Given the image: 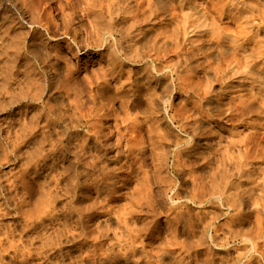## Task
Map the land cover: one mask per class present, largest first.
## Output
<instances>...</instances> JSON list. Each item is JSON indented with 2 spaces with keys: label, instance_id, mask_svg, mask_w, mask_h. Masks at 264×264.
<instances>
[{
  "label": "rangeland",
  "instance_id": "1",
  "mask_svg": "<svg viewBox=\"0 0 264 264\" xmlns=\"http://www.w3.org/2000/svg\"><path fill=\"white\" fill-rule=\"evenodd\" d=\"M13 1L19 7L16 10L7 5L3 6V0H0V11L6 16V21L9 20L7 26H0V56H3L0 58V264H206V260L219 259L222 255L220 251L237 254L245 250V246H242L244 241L239 237H231L229 245L217 247L212 242L207 243L199 233L195 237L181 234V225L175 220L177 211L173 208L178 201L173 200L172 195L178 188H187L188 193L189 187V193L196 196L198 203L182 200L185 206L183 211L195 218L208 217L217 226L218 240L223 238L225 241L229 230L234 233L239 230V223L233 219L234 211L227 208V204L223 205L222 199L216 196H223L227 203L229 199L233 201L237 193L242 194L250 185L232 189L222 187L220 192L210 193L213 182L201 176L197 164L194 166L189 163L190 166L186 168L194 171V176L187 177L188 180H177L173 177L175 150L168 168L163 164L164 161L159 162L161 155L158 151V123L151 125L152 122L143 119L142 115H139L138 124L136 121L132 123V120L123 122L126 113L120 99L115 102L114 111L111 113L103 107L97 91L98 82L104 79L102 76L106 75L116 89L122 87L123 83H134L136 76H140L137 72L149 66L145 61L122 63L118 68L121 74H111L109 51L104 49L105 46L97 44V26L91 21L95 15L89 14L90 9L86 7L103 10L107 14L113 0ZM191 1L195 4L204 1V6L200 8L212 7L222 13L226 12L224 9H228L233 0ZM212 3H216L215 7ZM246 4L264 10V0H246ZM30 5L34 6L32 11L28 10ZM149 8L147 0L142 3L141 0H133L130 9L123 15L128 19L121 20L127 26L133 20L139 19L145 28H152L155 34L162 33L159 35V43L168 46L167 55L163 58L164 61L167 59L164 65L168 62L175 64L179 60L178 53L182 54L189 47L183 46L185 36H181L179 40L181 50L176 49L172 40L166 38L167 34L173 32L172 21L165 20V15L155 19L153 16L148 17ZM182 8L179 3L175 4L176 13H181ZM145 17L148 18L145 20ZM222 22L231 23V19L226 18ZM21 31L25 34L24 37ZM137 33L138 30H135L134 34ZM195 38L197 39L187 35L186 43L191 39L194 41ZM8 44L14 47L12 50L9 46L10 50L6 49V52ZM5 62L8 67L14 63L15 68L4 67ZM205 64L207 63L202 65ZM192 65L196 68L198 62ZM195 68L191 72H182L181 85L183 88H194L195 91L200 86L206 90V76L202 67ZM215 84L217 83L212 85V91L215 92L210 97L207 96L208 98L212 95L213 99V94L219 92L222 86ZM238 90L242 91V88L234 89ZM190 93L192 92L185 93V96L188 97ZM199 95V98L191 96L189 100L185 99L178 104V112L181 110L186 112L185 115L202 117L205 126L210 129H207L204 140L213 145L218 140H223L222 144L225 145L231 140H241L243 144L249 139L250 142L243 145L241 151L243 154L249 153L248 160H253L255 171L259 172V176L254 172L253 182L250 184L255 186L253 183L257 182L256 184L263 187L264 126L261 123L264 120L257 117L256 112L238 106L239 99L233 105L235 113L237 112L235 117H226L224 120L214 114L212 118L205 115L203 117L200 109H208L211 99L203 98L204 91H200ZM104 113L109 116L101 118ZM261 115L264 116V112ZM51 121L55 123L50 126ZM127 123L131 127L138 125L140 130L133 131L134 134L129 133L131 137H127L124 127ZM253 123L260 125L251 130L250 125ZM165 125H162L164 129ZM176 128L174 126L173 135L169 134L170 140L178 134L184 137ZM128 138L133 141L130 142L131 145ZM251 138H254L253 141ZM135 141L141 146L133 145ZM131 146H135L132 153L128 151ZM234 154H237V150H234ZM108 167H111L110 171ZM111 169L116 170V173L120 172L112 174ZM83 177L89 185L84 184ZM168 178L175 181L176 186L172 189L168 188L172 184ZM145 192L147 193L144 194ZM148 193H152V198L156 199V208L155 203L154 206L149 203ZM52 196L56 201L51 199ZM141 196L147 198L143 200ZM253 214L246 218L243 229L252 230V234L257 235V221L263 225L264 220L262 214L255 213L256 216L258 214L257 217ZM260 215L262 216L259 217ZM197 239L202 240V246H199ZM182 240H186V247L181 244ZM259 241L262 242L263 239ZM169 249L171 251H167ZM251 253L254 251L251 250ZM254 255L257 258L260 256L258 252ZM251 264L257 263L253 261Z\"/></svg>",
  "mask_w": 264,
  "mask_h": 264
},
{
  "label": "bare ground",
  "instance_id": "2",
  "mask_svg": "<svg viewBox=\"0 0 264 264\" xmlns=\"http://www.w3.org/2000/svg\"><path fill=\"white\" fill-rule=\"evenodd\" d=\"M132 1L133 0H113L112 4H110L109 6L107 14H105L103 10H100V11L92 10L90 7H86V9L88 10L90 9L89 14L93 13L95 15V17L91 21L95 24V26H97L95 27L97 34L99 36L97 44L101 47L105 46L104 49L105 50L107 49V51H109L108 59L109 61H111V63H109L112 66L110 70L111 74H117L119 76L121 74V70H118V68L121 66L122 63H125V64L129 62L130 63L132 62L140 63L143 61L149 63V66L147 69L143 68L142 71L137 72V74H140V76H136L134 83H123L122 87H118L116 89L113 87V85L111 84V80H109V78H107L106 75L102 76V78L104 77V79H101L98 82L97 91H98V96L102 100L103 107H106L108 111L111 113L112 111H114L115 102L120 99L122 100V103L124 104L123 108H125V113H126L125 116L123 117L124 119L123 122L132 120V123L134 121H136L137 123L138 118L140 117L139 115H142L143 119L148 120L149 123L152 122L151 125L158 123V126L156 128L158 129L157 133L159 134L158 136V142H159L158 149L159 150L158 151L160 152L159 155H161V161H159L160 157L158 158V161L159 162L164 161L163 164L165 163L166 167L168 168L169 167L168 165L170 163L169 162L170 158H172L171 156L173 155L172 152H174L175 150L174 155H173L176 157L175 166H174L175 175H173V177L175 176L177 180L178 179L186 180L187 177L194 176L193 175L195 174L194 171H192L190 168H189L190 170H187L186 168V166H190L188 165L189 163V164H193L194 166L197 164L198 165L197 168H199L201 171V174H202L201 176L213 182L209 189L210 193L214 192L216 194L217 192H220L219 190L222 187H224L225 189L226 188L232 189L236 187L240 188L245 185L251 186L250 183L253 182L252 177L255 174L254 172H256L255 171L256 167H254L253 160H250V159L248 160L249 153L247 152L248 154L247 153L243 154L241 151L242 146L247 145L250 142L249 139H247L248 141L246 140L247 142L245 141L243 144L241 143L243 141L238 139L239 142L236 140H231V142L225 145L222 144L223 140H218L216 141V145H213L207 140L206 141L204 140V138L206 137L205 133L210 129L205 126V122L203 121V118L193 117L191 114H188V113H187L188 115H185L186 112L183 113L181 112V110L180 112H178L179 109H177L176 106L178 104H181V102H183V100L185 99L189 100L191 96L194 98L195 97L199 98L200 91H204L203 98L211 99L213 97L212 95H211V98H208L207 96L215 92V90L214 92L212 91V85H214V83H217L215 85H218L219 83L222 86L220 87L219 92L217 91V93L213 94L214 98L211 99L210 102H208L209 103L208 109H206L205 111L203 109H200L201 110L200 114L203 117L205 115L206 117L208 116L209 118H212L213 116L212 114H214V116H221L223 120L226 117H235V114L237 112L235 113L236 109L235 110L233 109L234 107L233 105L237 104L235 103V101L236 99H239L238 106H244L243 108L246 107L250 109L252 112H256L257 113L256 115H258L257 117H260L261 119L264 120V116L261 115L262 112H264V10H260L259 8L255 9V7H252L251 5L246 4V0H233L232 3L229 4L228 9L226 8L224 9V11L226 12H222V13L217 11L216 8L212 9V7L211 8H208V7L200 8L201 6H204L205 4L204 1H202L199 4H195V2L191 0H147L148 5L150 7L149 8L150 15L148 17L153 16V18L155 19L156 17L165 15V20L167 19L169 21H172L173 26H174L172 30L173 32L171 34H167L166 38H169V40H172L173 45L176 47V49L180 48L181 50L180 41H179L181 36H185V42L183 46H189L186 48L185 52H183L182 54L178 53L179 55L178 62H176L175 64L168 62V64L164 65V62H166L167 59L164 61L163 58L165 57V55H167L166 52H167L168 46L166 44L159 43L160 41L159 35H161L162 33L155 34V32H152L153 31L152 28H145L143 25H141V21L139 19L133 20L132 23L127 26H125V22L121 20L122 18L128 19L126 16L124 17L123 15H125L130 9ZM144 1L145 0H141V3ZM177 3H179L183 7L182 8L183 11L181 13L175 12L176 11L175 4ZM6 5L12 8H15L16 10L17 5L13 0H3V6H6ZM215 5L216 3L213 6L215 7ZM31 6L32 5H30L29 7L31 10L28 9L29 11H32V9L34 8V6L33 7ZM8 10H11V9H8ZM213 12H216V13H213ZM148 17H145L144 19L146 20ZM226 18L231 19V23L222 22L223 19H226ZM7 21H6V16H4L3 13H1L0 11V26L4 27L3 25H6L8 23ZM119 21L120 23H118ZM31 22H33V20ZM38 22L40 23V20ZM17 23L19 24V22ZM34 23L36 24L35 21ZM12 24L11 25L9 24L10 27L12 26ZM117 26H120V28H118ZM16 27L17 25L15 26V28ZM146 27L148 26L146 25ZM9 29L11 30L12 28H9ZM135 30H138L137 34H134ZM20 33H22V31ZM9 34H11V32ZM15 35H13V37ZM21 35H23L24 37L25 34L22 33ZM34 35L36 36V34ZM187 35L191 36V38L195 36L197 37V39L195 38L194 41L191 39L188 43H186ZM23 39L24 41L26 40L25 38ZM9 46L13 50L12 47L14 46L8 44V48L7 46L5 48L6 52L10 50ZM14 49H19V48H14ZM3 51L2 53H4ZM14 52L12 53L16 54ZM46 54H47V50H46ZM1 57L3 56H0V58ZM202 59L204 60L199 63V61ZM5 61H6V57H5ZM6 62L5 64H3L4 67H8L6 66L7 64ZM195 62H198V65L196 66V68L202 67L204 75L206 76V82H207L206 90L200 86V88H198L197 91H195L194 88H190V89L187 87L183 88V86L181 85L182 72L193 71L195 66L192 64ZM205 62L207 64L203 66L202 64ZM13 64L11 65L9 64V67L10 66L13 67ZM168 80L170 81L168 82ZM235 88H242V91L241 90L234 91ZM190 91L192 93H190V95L186 97L185 93H189ZM243 92H247V93H243ZM105 116H109L108 113L107 115L106 113L101 115V118ZM52 123L54 124L55 121L54 122L51 121V123H49L50 126ZM164 124L167 125V126L165 125V129L162 126ZM258 124H255V123L251 124L250 125L251 130L258 128L257 127ZM261 125L264 126V123H261ZM174 126L177 127L181 131V133H183L184 137L177 133L178 135L173 137L174 139L170 140L168 138L169 134L173 135ZM124 127L126 128L125 135L127 136L128 134L127 137L129 136L131 137V134L129 135V133L134 134L133 131L138 132V130H140V127L138 125L136 127H131V125L128 123L125 124ZM169 130L172 133L168 132ZM54 131H56V129ZM249 136L251 137V135ZM215 140L216 139H214V141ZM127 141L128 143L133 142L130 140V138H128ZM135 142L136 143H134L133 145L136 146L137 144V147L141 146L137 143V141ZM133 147L131 146L129 148L128 151L130 153L134 151ZM52 149H54V147ZM234 150H237L236 155L234 154ZM60 155H63V153ZM52 157H55V156H52ZM57 157L56 159H58ZM144 158L145 157H143V159ZM145 160L146 159H144L143 161L145 162ZM142 163L141 165H143ZM110 168H109V171H110ZM115 171L112 170V174ZM87 172L88 171H86V173ZM258 174L259 172L257 173V175ZM121 180H123V178ZM168 180L170 181V183L172 182V184L170 185L171 187L168 185L169 186L168 188L172 189L175 184V181H173L171 178H168ZM72 182L70 183L72 184ZM84 182H85V178H84ZM86 183L87 182H85L84 184ZM186 183H188V181ZM256 183H253V185L255 184V186H251V187L249 186L248 189H245L242 194L237 193L233 201L229 199L227 203H225L223 196H220V195L216 196V198L222 199L223 205L227 204L226 207L234 211L232 213L233 219L237 220L239 223L237 225L239 230L237 229L238 231H236L235 233L234 231L229 230L228 232L229 236L226 237L225 241L223 238L218 240V237L216 234L217 226L215 225V222L208 220L207 219L208 217L207 218L204 216L198 217V214H197L198 218H195V216L193 217L191 214L187 213L186 211L185 212L183 211L182 208H184L185 206H183L184 203L182 202V200H190L193 203H198L196 196L191 195L189 193L191 191L189 187H188V191H189L188 193H186L187 188L185 190L178 188L172 195V199L178 201L173 208L174 210L177 211L175 220L177 221V223H180L181 225V231H180L181 234L186 235L187 237H189L190 235L195 237V236H198V233H199L202 235V237L206 240L207 243L212 242L217 247H224V246L229 245L231 243V237H236V238L239 237V238H242V240L244 241L242 244V246H245V250H243L244 252L242 251L239 253L237 251L238 252L237 254L236 253L232 254L230 252L225 253L223 251H220L222 255L219 259L216 258L217 260H213V261L206 260L205 262L206 264H251L253 261L257 264H264V227H263L264 224L261 225L260 221H257L259 222L258 224L259 228H258L257 235H253L252 230L250 231V230L243 229L244 223H245L244 221H246V218L248 219L249 216H252L253 213H254L253 215H255V213L262 214L263 215L262 219L264 220V183H263V187H260ZM209 184L211 183L209 182ZM87 185L89 184L87 183ZM147 185L146 187L148 188ZM185 186L187 187L188 185L186 184ZM90 187L92 188V186ZM103 188L105 189V187ZM141 192H138V193H141ZM146 193L147 192H145L144 194ZM151 194L152 193H150L148 196V201L152 206H154L153 204L155 203L156 199L152 198L153 196ZM53 195L56 196L55 194ZM54 196H52L51 199ZM142 196L141 198H143ZM54 198L58 199L57 196ZM54 200L56 201V199ZM156 207L157 205L155 206V208ZM154 210L156 211V209ZM262 215H260L259 217H261ZM257 216L255 215V217ZM260 239H263V241L260 242L259 241ZM182 241L183 243L180 241L181 244L185 246L186 243H184V241L186 240H182ZM197 243L199 244V246L203 245V242L201 239H197ZM187 244H190V243H187ZM251 250H253L254 253L250 254ZM167 251H171V250L169 249ZM255 252L259 253L260 256L258 258L256 255H254Z\"/></svg>",
  "mask_w": 264,
  "mask_h": 264
}]
</instances>
